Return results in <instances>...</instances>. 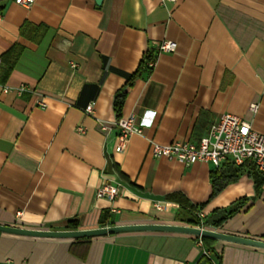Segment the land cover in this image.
Instances as JSON below:
<instances>
[{
  "label": "crops",
  "instance_id": "0c3cea01",
  "mask_svg": "<svg viewBox=\"0 0 264 264\" xmlns=\"http://www.w3.org/2000/svg\"><path fill=\"white\" fill-rule=\"evenodd\" d=\"M165 39L177 43L174 51L159 50ZM12 45L20 55L8 77L0 71L1 223L70 229L66 222L76 217L78 228L188 224L167 195L205 201L210 171L225 160L187 165L155 156L153 141L197 142L226 112L264 134V0H36L30 7L0 0V55ZM147 50L155 63L127 87L121 116L135 114L143 131L118 151L114 96ZM256 168L245 161L238 181L202 211L249 197L218 230L264 239V179L257 188ZM104 182L120 184L115 198L97 195ZM208 244L221 264H264V248L216 238ZM204 251L219 264L189 233L0 231V264H204Z\"/></svg>",
  "mask_w": 264,
  "mask_h": 264
},
{
  "label": "built area",
  "instance_id": "2783aa9c",
  "mask_svg": "<svg viewBox=\"0 0 264 264\" xmlns=\"http://www.w3.org/2000/svg\"><path fill=\"white\" fill-rule=\"evenodd\" d=\"M14 1L25 7H30L36 0ZM176 47L177 43L170 39L162 40L159 44L160 51H174ZM154 63L155 60L150 61L151 66ZM94 105L95 101L89 102L85 107L86 112L92 113ZM251 108L256 110L257 104H251ZM116 125L118 128L116 150L118 151L125 149L133 134L143 131L135 114L117 119ZM101 128L106 130L108 126L103 123ZM152 152L155 156L176 159L187 165L198 161L220 165L227 159L239 164L252 160L257 169L264 171V134L255 130L248 120L231 112L222 114L213 123L209 132L199 141L194 142L189 139H174L167 143L153 141ZM119 190L120 184L104 182L97 189V195L113 199L119 194Z\"/></svg>",
  "mask_w": 264,
  "mask_h": 264
},
{
  "label": "trees",
  "instance_id": "16d2710c",
  "mask_svg": "<svg viewBox=\"0 0 264 264\" xmlns=\"http://www.w3.org/2000/svg\"><path fill=\"white\" fill-rule=\"evenodd\" d=\"M18 46L12 45L5 53L1 55L2 62L0 63V71L4 74L5 78L8 77L11 70L13 69L19 55L20 51L17 49ZM155 60V55L151 50H147L137 67V69L127 75L126 84L116 91L114 96V111L116 113L117 119L122 116L123 105L125 99L128 95L127 87L131 86L134 81L142 77L146 72L151 71L153 66L150 65V61ZM110 68L108 66L107 59L104 58V69ZM242 165L232 160H225V162L220 166L210 171V180H211V192L208 198L205 201L196 202L190 199L183 192H176L173 194L167 195L168 198L173 199L179 203L181 212L178 215V219L189 225H197L202 227H211V228H220L221 225L238 213L248 202L249 197L243 196L237 198L229 205L224 207H217L212 209L207 213H202L205 207L210 203V201L217 196L227 185L230 183L238 181L242 175ZM116 167V166H115ZM117 174L119 176H124L119 168H116ZM253 177L255 180V186L258 188L264 179V173L255 169L253 171ZM107 218H102L101 222L105 224ZM66 227L70 229H77L79 227L78 218H70L66 222ZM206 244V247L210 252L217 256L219 264H221L222 256L221 254L215 253L214 248L208 244L212 238L201 237ZM208 264H212V259L207 255L203 254Z\"/></svg>",
  "mask_w": 264,
  "mask_h": 264
},
{
  "label": "water",
  "instance_id": "95a60500",
  "mask_svg": "<svg viewBox=\"0 0 264 264\" xmlns=\"http://www.w3.org/2000/svg\"><path fill=\"white\" fill-rule=\"evenodd\" d=\"M101 5L103 0H95ZM0 231L11 234L41 237H88L105 234H115L130 231H166L189 233L199 237L216 238L231 242L247 244L251 246L264 248V239L251 236L228 233L217 228L202 227L197 225L179 224V223H133V224H113L107 226H98L93 228L78 229H49V228H32L19 225H12L0 222Z\"/></svg>",
  "mask_w": 264,
  "mask_h": 264
},
{
  "label": "rangeland",
  "instance_id": "374dc122",
  "mask_svg": "<svg viewBox=\"0 0 264 264\" xmlns=\"http://www.w3.org/2000/svg\"><path fill=\"white\" fill-rule=\"evenodd\" d=\"M204 264H207L206 260H205V263Z\"/></svg>",
  "mask_w": 264,
  "mask_h": 264
}]
</instances>
